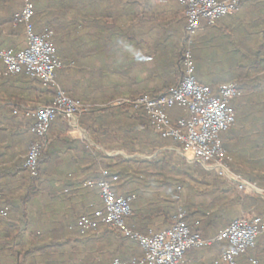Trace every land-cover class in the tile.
Listing matches in <instances>:
<instances>
[{
	"label": "crops",
	"instance_id": "0c3cea01",
	"mask_svg": "<svg viewBox=\"0 0 264 264\" xmlns=\"http://www.w3.org/2000/svg\"><path fill=\"white\" fill-rule=\"evenodd\" d=\"M22 4L23 0H0V50L12 49L18 53L26 44L22 27L15 31L5 25ZM184 11L178 0H35L32 22L37 34L44 28L53 32L51 41L66 67L63 72L99 74L92 82V97L79 93L83 94L80 102L101 106L137 95H156L162 89L174 87L170 66L176 61L183 40ZM192 57L197 82L213 90L221 84L237 83L242 92L263 79L264 0H243L232 16L221 18L213 26L203 23L193 40ZM3 71L0 62V192L11 211L7 225L0 224V264H19L16 255L19 247L25 251L40 245L46 253L44 264H86L90 256L94 257V264H113L114 260L131 264L142 258L143 251L138 244L114 235L92 243H85L78 236L77 218L100 207L98 190L83 185L100 178L104 170L99 160L101 153L132 161H150L164 157L165 153H175L187 165L215 175L235 191L219 174L187 162L171 145L151 155L118 147L104 151L77 120L76 125H68L70 129L66 132L57 125L48 133V143L52 141V144L44 155L42 176L36 192L25 202L27 179L26 174L18 171V163L26 155L24 143L30 138V121L22 117L14 119L11 111L19 106L39 107L45 102L49 104L51 99L43 93L38 80L26 77L23 72L4 77ZM80 74L61 78V87L71 93L74 88H84L85 81ZM100 74H107V78ZM115 85L122 87L123 92L106 101ZM167 114L172 123L188 118L177 108L168 109ZM12 135L9 140L7 137ZM170 165L176 169L181 167L173 161ZM116 173L109 172L117 176ZM156 174L140 166L126 173L114 186L118 197L135 196L132 215L126 223L129 229L142 234L168 230L173 224V212L178 211L174 208L177 202L170 194L174 189L178 194L187 193L186 188L194 186V182L184 177L177 184L179 177L172 175L163 179ZM251 196L264 202L263 197ZM253 215L264 216L250 208L235 219ZM24 216L31 224L24 222ZM33 232L42 234L41 242L36 245L29 239ZM220 247L189 253L186 264H222L218 258L224 244ZM261 249L258 259L264 264V248ZM236 264L252 263L250 258L238 256Z\"/></svg>",
	"mask_w": 264,
	"mask_h": 264
},
{
	"label": "built area",
	"instance_id": "2783aa9c",
	"mask_svg": "<svg viewBox=\"0 0 264 264\" xmlns=\"http://www.w3.org/2000/svg\"><path fill=\"white\" fill-rule=\"evenodd\" d=\"M243 0H178L185 7V44L181 51L183 76L178 85L159 92L155 96L143 95L137 98L119 99L108 105H90L68 96L57 84L55 73L66 67L59 60L52 44L53 32L44 28L41 33L34 32L33 16L35 0H23L22 7L14 15L13 27H22L26 44L22 51L0 50V62L4 67L3 76L9 77L24 72L30 78L42 83L44 87L55 88L53 103L30 109L19 106L12 112L14 117L32 120L30 129L35 137L24 158L23 168L34 180L38 175L41 151L49 140V127L58 117L69 126L76 125L78 117L93 108L126 105L133 112L142 111L150 127L164 139L180 144L176 151L189 163L200 164L207 170L216 172L237 191L246 195L264 198V190L245 180L232 171V158L223 147L221 134L235 123V113L231 103L242 95L237 83L221 84L217 89L201 85L195 78L191 51L193 38L202 29V24L213 26L223 17L232 16ZM177 108L188 118L172 123L167 110ZM191 155L188 156L187 153ZM118 177L101 170L97 181L88 180L84 187L98 190L100 207L90 215H83L77 221L81 237L98 236L105 230H113L123 237L137 243L143 251L142 258L131 264H186L187 252L224 244L219 255L222 264H236V258L256 246L257 240L264 237V216L237 218L214 238L205 239L193 233L184 221V212H178L172 226L154 234H142L127 226L131 216V202L134 195L118 197L114 186ZM2 194L0 192V199ZM8 217V208L0 209V218ZM252 264L256 261L251 259ZM113 264H125L114 260Z\"/></svg>",
	"mask_w": 264,
	"mask_h": 264
},
{
	"label": "trees",
	"instance_id": "16d2710c",
	"mask_svg": "<svg viewBox=\"0 0 264 264\" xmlns=\"http://www.w3.org/2000/svg\"><path fill=\"white\" fill-rule=\"evenodd\" d=\"M14 15L15 13L5 23V25L9 26L10 29L16 31L20 29V27H13ZM185 42L186 40L183 36V40H181L180 42L176 61L174 62L173 66H170L171 78L173 79L174 87L179 84L183 76L181 51ZM192 46L193 42L191 45V51ZM23 74L26 77L30 78L24 72ZM78 74L80 73H66L63 71H57L55 73V78L58 86L68 96L75 100L83 101L81 99L83 94H80L79 92L84 93L85 96L92 97L90 93L91 87L93 86L92 82L94 80V77L96 75L98 76L99 74H80L82 76V80L85 81V87L80 89L74 88L72 93L66 91L64 87H61V78H64L65 76L74 78ZM100 75L104 79L107 78V74ZM38 82L43 93L51 99V102L49 104L45 102L42 106L52 104L55 97V88L44 87L40 81ZM168 89L169 88H165L160 90L159 92ZM111 91L112 93L110 95H105L106 101H111L115 97L117 98L118 95L123 92V88L115 85L113 86ZM140 96L142 95L128 98L133 99ZM231 107L233 111H235L234 126L221 134L223 147L227 154L232 158L230 167L233 172L242 176L245 180L249 181L250 183H255L260 188H264V78L260 81L258 80L255 85H250L248 88L243 89L242 95L233 103H231ZM35 108L37 107H32L30 109ZM13 110L14 109H12L11 112H13ZM13 118L16 119L17 117L13 116ZM29 121L28 132L30 134V138H26V142L24 143V145L27 147L26 153L30 144L35 139V137L30 132L33 122L30 119ZM78 122L80 127L85 129L91 136V138L97 139V142L104 151H108L113 149L114 147H118L125 150L129 149V151L137 154L151 155L156 151L162 148H166L170 145L172 147H175V149L181 148L179 143L174 142L171 139H164L156 134L150 127L148 119L144 116L142 111L133 112L131 108L126 105L93 108L89 112L81 114L78 117ZM57 125H59L64 132L70 129L68 124L65 123V121L61 117H58L51 122V125L49 127V134L50 132H52L54 126ZM12 137L13 135L7 138L11 140ZM51 144L52 141L47 143V145L41 151L38 165V175L34 180H31L29 178V175L23 168L24 159L20 160V162L18 163V171L20 173L26 174L27 179V192L25 196L26 198L24 199L25 202L30 194L35 193L37 190L40 177L42 176L41 165L44 159V155L46 154ZM99 160L100 164L102 165V169L106 170L108 173L117 171L116 174L119 181L121 179H124L126 173H128L129 171L132 172L134 168L137 169L140 168V166H146L157 172V177H162L163 179H166V177L172 175L174 177H179V179L176 180L177 184H181V177L187 178L194 182V186H192L191 188H186L187 193L178 194V191L174 189V191H172L173 193L170 194V196L174 199V202H177V206L174 208H178V211L176 213L173 212L174 219L177 216L179 210L184 212V221L186 225L192 228L191 230L193 233H197L203 238L214 237L219 229L227 228L230 225L231 221L238 217L241 212H245L250 208H255L258 214H264V202L259 200L257 197L244 195L243 192H239L237 191V189H235V191L229 189L226 183L220 181L215 175L203 171L198 166L187 165L185 161L175 153H165L164 157H156L155 159L150 161H132L120 156H113L110 158L101 153ZM172 161L174 163H180L181 167H179L178 169L172 168L170 165ZM228 184L232 185L230 183ZM231 193H234V195H232V199L228 196L230 194L231 197ZM1 194L2 198L0 199V209L7 207L8 213H10V205L5 201L2 192ZM187 198H191L190 201H188ZM170 202L172 201L170 200ZM133 203L134 200L131 202V206ZM83 215L86 214H81L77 218L75 226L78 219ZM6 219L0 218V224L2 223L7 225ZM23 220L26 224H31V220L28 217L24 216ZM109 234L114 235L118 239L122 238L133 242L113 230H105L98 236L89 235L85 237H81L78 232L79 238H81L85 243L99 242ZM41 235V233L33 232L30 234L29 239L36 245L41 242ZM221 245V243H215L208 250L219 249L221 248ZM43 247L44 246L41 245L40 247L35 246L32 248H28L25 251L22 250L21 247H19V249L16 250V255L20 259L19 264H44L42 260H44V256L46 253L44 252ZM262 247L264 248V237H260L253 249L248 250L243 255H239V257H244L247 259L250 258V260L256 259L258 261L257 262L255 260L256 264H260L258 257L259 253L262 250ZM204 249L207 248L193 249L188 251L187 254L192 252H199L200 250ZM93 259L94 257L90 256L88 259V263L86 262V264H94Z\"/></svg>",
	"mask_w": 264,
	"mask_h": 264
},
{
	"label": "rangeland",
	"instance_id": "374dc122",
	"mask_svg": "<svg viewBox=\"0 0 264 264\" xmlns=\"http://www.w3.org/2000/svg\"><path fill=\"white\" fill-rule=\"evenodd\" d=\"M244 215V214H243Z\"/></svg>",
	"mask_w": 264,
	"mask_h": 264
}]
</instances>
